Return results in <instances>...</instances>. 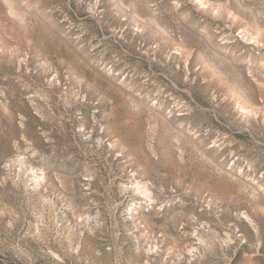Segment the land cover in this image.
<instances>
[{"label": "rangeland", "instance_id": "1", "mask_svg": "<svg viewBox=\"0 0 264 264\" xmlns=\"http://www.w3.org/2000/svg\"><path fill=\"white\" fill-rule=\"evenodd\" d=\"M0 264H264V0H0Z\"/></svg>", "mask_w": 264, "mask_h": 264}]
</instances>
